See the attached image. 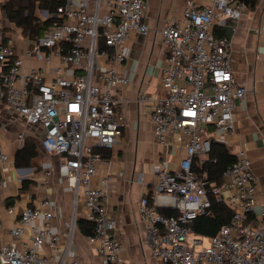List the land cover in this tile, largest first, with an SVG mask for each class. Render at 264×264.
Wrapping results in <instances>:
<instances>
[{
  "label": "built area",
  "instance_id": "built-area-1",
  "mask_svg": "<svg viewBox=\"0 0 264 264\" xmlns=\"http://www.w3.org/2000/svg\"><path fill=\"white\" fill-rule=\"evenodd\" d=\"M102 1L94 0L91 7L92 0H66L57 8V21L24 53L11 41H0V96L26 123L44 128L42 150L62 157L67 187L82 198L84 218L92 224L87 240L98 256L92 264H135L124 256V244L114 233L108 189L102 186L109 177L99 185L93 180L98 165L110 159L106 149L122 134L116 91L130 78L118 67L126 59L123 46L131 34L149 32L148 0H108L104 14ZM246 6L245 0H209L202 6L190 0L182 20L162 31L168 63L163 93L154 100V133L168 147L182 144L185 155L174 169L168 156L161 158L158 182L140 200L154 264H264V203L257 199V180L245 150L236 152L220 185L212 186L204 169L212 140L234 132L233 113L247 93L233 68L231 41L215 28L222 30L227 20L239 19ZM54 55L68 66L52 80L37 67L21 74L26 56L49 61ZM101 58L108 62L102 64ZM8 160L0 143V163ZM213 199L226 203L232 216L215 235L203 236L194 231L193 221L212 213ZM8 209L13 212L15 205ZM163 209L175 213L167 215ZM55 217L48 200L26 207L11 232L22 236L30 224L29 243L1 246L0 264H79L71 256V238L55 253L61 240ZM37 218L41 221L32 223ZM75 226L73 218L71 237ZM45 244L50 252L40 255Z\"/></svg>",
  "mask_w": 264,
  "mask_h": 264
},
{
  "label": "crops",
  "instance_id": "crops-1",
  "mask_svg": "<svg viewBox=\"0 0 264 264\" xmlns=\"http://www.w3.org/2000/svg\"><path fill=\"white\" fill-rule=\"evenodd\" d=\"M7 1L0 0V41L6 38L18 52L24 53L31 42L22 28L7 17ZM52 1H31L40 19L55 14L50 10L53 7L51 4H54ZM189 1L148 0L145 21L149 32H133L124 44L126 59L118 68L129 76L130 82L116 91L118 111L123 118L122 134L111 148L106 149L110 159L98 165L93 180L99 185L103 177H109L107 185L102 186L108 189L109 216L116 223L114 233L124 244V256L135 264H154L140 211L141 197L158 182L161 158L168 156L170 168L174 169L185 155L182 144L176 142L168 147L156 139L152 111L154 100L163 93L162 80L168 63L162 31L168 23L182 20ZM193 1L199 6L209 2ZM108 10V0H103L100 11L104 14ZM222 32L231 41L233 68L239 81L246 85L247 93L237 101L233 113L234 132L214 139L224 142L235 154L240 149L245 150L257 180V199L259 203H264V0H257L254 5L247 3L242 16L237 20H227ZM100 61L102 64L108 62L105 58ZM67 66L58 55L49 61L26 56L21 74L25 75L31 68L37 67L44 72L47 80H52L58 73L65 72ZM3 69L0 64V76ZM98 74L97 69L95 80L99 82ZM44 133L41 125L26 123L18 117L0 96V143L9 155L8 161L0 163V181H3L0 186V247L28 244L30 224L25 226L22 236H15L11 231L19 225L26 207L38 206L43 200H48L56 213L55 229L61 233L59 249L55 253L59 254L68 246L71 238L72 258L77 257L79 264H92L98 256L89 245L87 235L78 226L86 208L82 198L77 199L75 191L67 187L62 157L42 150L40 140ZM26 138L38 144L39 152L32 159L33 165L17 167L16 153ZM24 180H29L27 187L23 186ZM11 205H15L13 212L8 209ZM260 207L257 205L256 210ZM73 218L76 226L71 237L69 227ZM40 221L37 218L32 223ZM48 252L50 247L47 244L39 250L40 255Z\"/></svg>",
  "mask_w": 264,
  "mask_h": 264
},
{
  "label": "trees",
  "instance_id": "trees-1",
  "mask_svg": "<svg viewBox=\"0 0 264 264\" xmlns=\"http://www.w3.org/2000/svg\"><path fill=\"white\" fill-rule=\"evenodd\" d=\"M31 1L32 0H9L5 4L7 17L15 22L18 27L22 28L23 34L30 42L41 37L44 31L57 21L55 14H51L46 19H40V17L35 14ZM256 1L257 0H245V2L252 5H254ZM52 3L54 4H51L53 7L50 8V10L56 13L58 6L63 4L64 1H52ZM215 32L217 34H223L222 30L219 28H215ZM3 41L6 42L7 39L4 38ZM38 152V144L32 139L26 138L16 153L15 165L17 167L33 165L32 159L37 156ZM235 159L236 154L232 152L224 142L216 139L212 140V150L204 165L207 180L212 186L220 185L224 181V173L233 164ZM28 184L29 180L23 181L24 187H27ZM161 212L167 215L175 213L172 209H163ZM231 216L232 210L226 203L213 199L212 213L197 217L193 221L192 227L198 234L213 236L219 231L223 224L229 222ZM252 220V214H249L247 221L251 222ZM78 226L83 234L89 235L92 232V224L85 218L79 219Z\"/></svg>",
  "mask_w": 264,
  "mask_h": 264
},
{
  "label": "rangeland",
  "instance_id": "rangeland-1",
  "mask_svg": "<svg viewBox=\"0 0 264 264\" xmlns=\"http://www.w3.org/2000/svg\"><path fill=\"white\" fill-rule=\"evenodd\" d=\"M204 242H205V244H207V243H208V241H207V240H205Z\"/></svg>",
  "mask_w": 264,
  "mask_h": 264
}]
</instances>
